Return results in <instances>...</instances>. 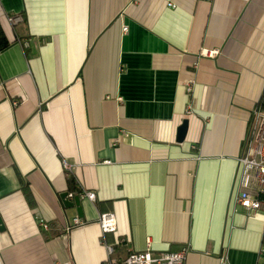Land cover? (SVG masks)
Listing matches in <instances>:
<instances>
[{
    "label": "crops",
    "instance_id": "0c3cea01",
    "mask_svg": "<svg viewBox=\"0 0 264 264\" xmlns=\"http://www.w3.org/2000/svg\"><path fill=\"white\" fill-rule=\"evenodd\" d=\"M0 32V264H108L109 245L121 264L149 239L186 264H264V199L249 212L235 185L264 0H0ZM65 162L96 193L72 228Z\"/></svg>",
    "mask_w": 264,
    "mask_h": 264
},
{
    "label": "built area",
    "instance_id": "2783aa9c",
    "mask_svg": "<svg viewBox=\"0 0 264 264\" xmlns=\"http://www.w3.org/2000/svg\"><path fill=\"white\" fill-rule=\"evenodd\" d=\"M169 5H173L169 3ZM9 17V16H8ZM12 23H18L23 20L21 15H10L8 18ZM128 30V26L124 27V31ZM216 52V51H215ZM214 51L211 54H215ZM187 90L192 91V81H185ZM193 113L191 105H189L186 115L190 116ZM239 168L236 175L237 201L247 211L258 210L262 206L264 199V96L257 108L252 112L249 122L247 134L243 140L242 154L238 158ZM109 163L110 161H106ZM65 167L69 170L68 175L71 176V167L65 162ZM87 197L94 200L96 193L94 191H85L82 189L80 197ZM74 193H69L67 199L74 200ZM113 212L104 213L100 216L99 223L102 231L117 232L118 218ZM40 225L44 229H49V224L45 219L39 220ZM84 224L81 217H75L73 224L69 226H79ZM147 246L142 251H131L121 264H186V255L188 249L184 248L182 251H169L160 254H154L152 251V242L150 239L146 242ZM109 259L108 264H119L118 260L114 258L115 249L109 245ZM222 264H225L223 262Z\"/></svg>",
    "mask_w": 264,
    "mask_h": 264
},
{
    "label": "water",
    "instance_id": "95a60500",
    "mask_svg": "<svg viewBox=\"0 0 264 264\" xmlns=\"http://www.w3.org/2000/svg\"><path fill=\"white\" fill-rule=\"evenodd\" d=\"M188 127H189V120L185 119L183 121V123L181 124V126L179 127V130L177 132L178 133L177 140L179 142H182L185 140L186 135H187V131H188ZM68 194H69L68 192H65V193H62V195H61L65 206L68 208H70L71 206L72 207L76 206L79 217H83L84 216V209H83V204H82L80 196H76L74 200H69V199H67ZM3 222L4 221H2V219L0 218V225L1 226L3 225Z\"/></svg>",
    "mask_w": 264,
    "mask_h": 264
},
{
    "label": "trees",
    "instance_id": "16d2710c",
    "mask_svg": "<svg viewBox=\"0 0 264 264\" xmlns=\"http://www.w3.org/2000/svg\"><path fill=\"white\" fill-rule=\"evenodd\" d=\"M6 45V42H4V38L2 33L0 32V50L3 49ZM69 180H70V193H74L75 196H80L82 193V189L79 187V185L77 184V182L75 181V179L73 178V176H69Z\"/></svg>",
    "mask_w": 264,
    "mask_h": 264
}]
</instances>
